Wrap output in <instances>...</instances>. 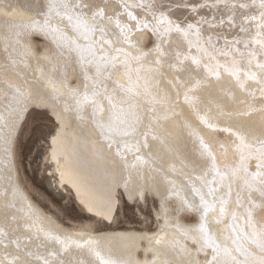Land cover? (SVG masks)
<instances>
[{
	"label": "snow or ice",
	"instance_id": "snow-or-ice-1",
	"mask_svg": "<svg viewBox=\"0 0 264 264\" xmlns=\"http://www.w3.org/2000/svg\"><path fill=\"white\" fill-rule=\"evenodd\" d=\"M246 6L239 4L241 8ZM138 7L141 5H131L125 0H120L118 5H113L112 0H49L43 23L34 19L14 26L19 29L16 32L18 45L23 34L30 41L44 39L58 48L67 47L70 58L64 66V80L71 75L77 81L82 78L83 84L82 90L80 83L75 87L67 85V96L72 103L66 102L65 111L74 112L77 119L84 120L86 109L91 107V122L98 135L110 152L115 149L114 155L121 158L125 166L126 151H131L125 138L135 136L145 119L160 120L155 104L162 98L159 92L154 94L149 80H156L158 84L157 77L164 76L163 65L168 63L169 56L165 43L170 47L165 37L173 31L171 22L165 27L163 19L156 20L155 16L152 21L141 19L134 11ZM260 7L264 9V0ZM53 20H56L55 26ZM194 27L195 32L192 31ZM259 27L255 37L244 44V50L237 49L238 57L233 56L230 63L213 64L208 42L201 46L203 37L199 26L189 25L188 29H182L176 25L175 31H183L188 43V51H178L174 62L168 63L169 69L179 77L169 81L176 89L177 100L180 80H183L181 74L185 72L189 79L182 85L184 101L193 110L197 100L194 93L211 85L213 78L217 82L224 78L233 80L241 92L256 86L264 99V12ZM241 31L246 29L242 27ZM193 35L196 40L191 39ZM236 43L238 45L239 41ZM32 51L29 44L24 54ZM109 81L115 85L111 93ZM16 92L18 98L24 97L19 89ZM118 94H122L119 104L116 102ZM170 98L169 94L163 99ZM197 116L206 127L216 129L209 118L198 112ZM219 131L228 134V143L219 145V156L204 139L199 141L204 168L202 175L197 177L200 186L194 184L192 187L199 203L172 190L164 196L158 187L147 183L130 186L128 181L123 182V194L137 207L146 203L149 195L153 196L155 207L159 198V207L155 210L157 222L163 221L161 231L175 220V230L182 237L183 242L170 243V258L162 259L161 249L157 248L156 256L145 264H264V132L254 135L250 130L232 126ZM141 134L144 136L142 147L150 149V132ZM152 139H157L154 133ZM140 149L137 141V153ZM135 159L145 162L140 155ZM116 187L119 190L120 184ZM174 195L178 196L175 204L171 199ZM22 199L14 187L0 192V249H3L0 264H119L101 254L96 240L89 238L81 242L70 234H60L33 210L31 204L24 206ZM186 215H195L196 223L180 224V218ZM154 239L157 245H169L167 240Z\"/></svg>",
	"mask_w": 264,
	"mask_h": 264
},
{
	"label": "bare ground",
	"instance_id": "bare-ground-1",
	"mask_svg": "<svg viewBox=\"0 0 264 264\" xmlns=\"http://www.w3.org/2000/svg\"><path fill=\"white\" fill-rule=\"evenodd\" d=\"M48 2L49 0H0V192L13 187L18 189L23 198L21 203L24 206L31 204L33 210L45 222H50L60 234H70L81 242L89 238L96 240L101 254L119 264L150 262L156 256L157 248L161 249V258L168 259L170 243L176 240L183 242L175 230V220L164 231H161V220L157 222L154 232H98L88 224L67 228L40 208L18 178L14 155L17 132L27 111L38 109L51 114L58 127L56 133L49 138L50 146L45 158L51 166L49 175L61 190H69L85 214L104 224L113 223L118 192L116 186L120 184L119 190L123 191L124 181H128L130 186L147 183L154 188L158 187L164 196L172 190L179 196L187 195L199 203V197L193 195L192 187L194 184L200 186L197 177L202 175L204 168V161L199 155L200 139L213 146L219 156V145L228 143V134L219 129L232 126L250 130L254 135L264 132V99L256 86L249 87L247 92H241L233 80L224 78L217 82L213 78L211 85L194 93L197 100L196 109L193 110L184 101L185 89L182 85L189 79L185 72L181 74L183 80H180V96L177 100L176 89L169 81L178 80L179 77L169 69L168 63L174 62L178 51L186 53L188 43L183 31L176 32L175 26L188 29L189 25H198L203 37L201 46H206L205 42H208L210 55L214 57L212 63H230L233 56H239L237 49L244 50V44L250 42V37H255L260 31L261 13L264 12L260 7L261 0H125L131 5H141L134 9L141 19L152 21L155 16L156 20L163 19L165 27L171 22L173 28L165 37L170 41V47L169 43H165L169 56L166 58L168 63L163 65L164 76L157 77L158 84L156 80H149L154 94L159 92L162 98L155 104L160 120L145 119L135 136L125 138L131 145V151H126L127 166L121 158L114 155V148L111 152L108 150L105 141L98 135L91 122V107L86 109L84 120L77 119L74 112L65 111L66 102L72 103L67 96V85L75 87L80 83L82 90L83 84L82 78L77 81L71 75L67 81L64 80V66L70 58L67 47L61 49L42 39L43 43L38 49L36 39L30 41L23 34L19 37L21 43L16 44V32L19 29L14 26L34 19L43 23V13L48 11ZM119 2L120 0H112L113 5H118ZM240 3L247 6L241 8ZM252 17L255 19H251ZM124 19L127 20L126 15ZM52 23L55 26L56 20ZM242 27L246 31H241ZM192 31L195 32V27ZM71 35L69 32V36ZM191 39L196 40L197 37L193 35ZM29 44L33 51L25 55V48ZM114 87L109 81L110 93ZM17 89L24 93L23 98L17 97ZM169 94L170 99H163ZM120 95L122 94L116 96L117 104ZM197 112L216 124V129H209L202 124ZM165 115L168 119H164ZM149 124L152 125L151 128ZM144 131L150 132V149L142 147L144 136L141 133ZM153 133L156 140L152 139ZM137 141L141 145L138 153ZM136 155H140L145 162H137ZM220 160L223 162V157ZM134 164L136 167H133ZM157 199L159 203V198ZM171 199L173 204L178 202V196L174 195ZM194 217L193 223H187L182 216L180 224L193 225L198 219L195 215ZM154 237L167 240L169 245H157ZM2 254L3 249H0V255Z\"/></svg>",
	"mask_w": 264,
	"mask_h": 264
},
{
	"label": "rangeland",
	"instance_id": "rangeland-1",
	"mask_svg": "<svg viewBox=\"0 0 264 264\" xmlns=\"http://www.w3.org/2000/svg\"><path fill=\"white\" fill-rule=\"evenodd\" d=\"M42 41L36 39L38 49ZM57 127L56 121L48 111L34 109L27 111L17 132L14 145L16 169L19 181L31 199L67 228H78L88 224L98 232L105 230L154 232L157 227L155 209L159 203L156 199L154 207L152 196H148L146 203H141L137 207L127 199L121 189L118 190L113 223L104 224L85 214L69 190H61L57 186L55 179L49 175L51 166L45 160L50 146L49 138L56 133ZM183 217L187 223L195 221L194 215Z\"/></svg>",
	"mask_w": 264,
	"mask_h": 264
}]
</instances>
